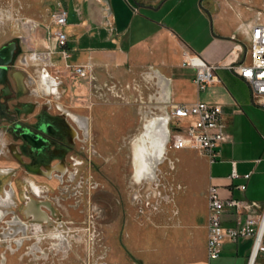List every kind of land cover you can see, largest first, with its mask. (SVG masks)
<instances>
[{"label": "crops", "instance_id": "crops-1", "mask_svg": "<svg viewBox=\"0 0 264 264\" xmlns=\"http://www.w3.org/2000/svg\"><path fill=\"white\" fill-rule=\"evenodd\" d=\"M148 1L149 6H141L133 0L118 1L115 11L110 0H96L93 4L89 1L75 4L68 0L65 6L67 24L63 28L71 54L68 61L90 64L93 77L71 73L58 53L52 56L53 65L48 67L52 76L48 85L42 83L44 78L39 77L36 64L30 62L24 69L36 93L39 90L35 84L39 82L43 90L57 96V99L51 97L53 100L63 107L80 109L90 121L94 119V107L97 108L96 119L101 118L102 105L96 106L93 101L89 105L83 104L75 96L73 99H69V95L58 96L66 92L62 86L68 77L76 78L74 90L81 99L89 95L99 98L96 93L101 92L103 86L110 89L108 82L118 86L122 93L134 98L126 101L127 114H130V105L131 113L142 114V119L146 113V100L153 102L151 107L159 111L171 101L193 103L202 100L221 105L227 139L216 148L214 161L194 149H167L172 167L170 175L182 200L177 214L174 209L168 227L139 225L128 219L123 223L125 236L122 242L131 243L137 232L138 247L134 253L137 260L120 255L114 241L109 249L111 264H159L166 260L162 247V242L166 241L169 243L166 248L175 251V263L202 264L208 261L207 191L210 185L216 187L223 200L254 201L261 206L259 211L264 207V120H260L264 110L252 99L248 84L228 67L229 63L249 60L248 34L252 19L241 12L224 10L216 0ZM50 24L46 27H53L51 21ZM26 25L35 31L38 23L29 20ZM31 39L30 50H34L36 39ZM45 44L43 38L42 50ZM185 51L217 65L216 79L204 89L194 81L195 68L182 64ZM28 68L34 71V78ZM163 80L167 82L165 93L161 90ZM69 91H72L71 87ZM135 104L139 108L134 111ZM123 113V107L113 108L114 115ZM233 169L237 174L234 177L231 175ZM242 184H245L244 189L240 188ZM246 216L245 210L236 211L225 205L221 222L224 227H238L245 222ZM162 231L167 234L164 239ZM252 244V236L235 241L226 239L220 256L234 258V264H247ZM260 254L263 261H257V264H264V253Z\"/></svg>", "mask_w": 264, "mask_h": 264}, {"label": "rangeland", "instance_id": "rangeland-1", "mask_svg": "<svg viewBox=\"0 0 264 264\" xmlns=\"http://www.w3.org/2000/svg\"><path fill=\"white\" fill-rule=\"evenodd\" d=\"M73 1L75 4L88 1L93 4L96 0ZM118 1L123 0H110L115 11H117ZM216 3L219 6L221 4L224 10L241 12L248 19L253 20L259 16L261 20H264V0H216ZM59 4L67 7L68 0H0V44L7 40L21 38V51L15 58V65L24 68L20 64V59L31 54L32 37L36 39L34 42L36 49L42 50V39L46 36V26L51 25V13ZM28 20L38 23L35 31L26 25ZM209 24L212 27L211 21ZM69 45L72 46V44ZM28 71L33 77L34 71L30 68ZM74 81L76 78L71 80L68 77L62 86L66 92L58 96L69 95V99L75 96L78 101L82 100L83 104L89 105L90 101H93L96 106L102 105L99 120L96 119L97 108L94 107L92 114L94 119L90 121L91 124L85 131L84 138H88L89 150L90 148L92 150L93 145L90 144L93 143L104 157H93V155L88 157L91 163L82 171L87 177L84 180L86 183L78 189L79 197L73 195L71 190L67 193L63 192V188L59 186L55 178L33 177L35 182L39 183V185L32 183L35 191H41V187L49 191L48 198L55 206L53 222L43 223L40 240L36 238L35 228L33 229V224L30 222L28 235L19 243L6 242L4 234L9 233V226L7 221L6 223L5 221L0 222V264L5 262L4 255L7 256V264H111L112 256L109 251L111 241L118 246L120 255L129 256L136 261L134 253L138 247L137 232H134L135 236L131 243L122 242L125 236L123 223L129 219L139 225L157 224L168 227L174 209H176L175 214L178 213V205L182 200L178 195V189L174 188L175 184L170 175L171 164L168 159L161 165L157 184L142 181L136 175L141 166L137 152L139 144L137 135L143 123L153 120L150 118L151 112H159L157 108L151 107L153 102L146 100V107H143L146 113L142 119L140 116L142 114L131 113L130 105H128L130 114H127L126 101H133L134 98L122 93L118 86L108 82L110 89L107 90L103 86L101 92L96 93L99 98L89 95L81 99L79 93L74 90ZM32 87L34 88L33 85ZM35 87L44 97L57 99V96L43 90L39 82L35 84ZM137 106L136 104L133 106L134 111L139 108ZM115 107H123L122 116L117 117V114H113ZM76 112L83 111L76 109ZM260 120H264V115ZM166 195L170 197L168 201ZM15 216L25 221L30 220L23 217L19 210H16L13 217ZM55 225L65 230L72 242L67 252L60 239L51 238L53 232L56 231ZM161 234L162 238L167 236L165 231ZM11 244L14 245L13 249L9 247ZM35 244L39 246V251L33 252L32 247ZM168 244L166 241L162 242L163 257L166 260L159 264H178L174 262L175 251L166 248ZM178 256H180V251ZM226 257L224 260L223 256H220L216 260H210L209 263L234 264V258ZM257 261H263L262 254H259Z\"/></svg>", "mask_w": 264, "mask_h": 264}, {"label": "flooded vegetation", "instance_id": "flooded-vegetation-1", "mask_svg": "<svg viewBox=\"0 0 264 264\" xmlns=\"http://www.w3.org/2000/svg\"><path fill=\"white\" fill-rule=\"evenodd\" d=\"M133 1L141 6L150 4L148 0ZM3 47L7 51L2 59L8 63L0 81V209L4 211L0 222L6 223L16 210L26 217L24 211L29 199L39 202L49 199L48 189L40 186L41 191L37 193L32 188L33 177L56 178L63 192L71 190L79 197L78 189L83 187L87 177L82 171L91 163L88 157L104 156L93 143L89 150L88 138H84L86 130L79 127L74 117L81 113L36 93L27 70L14 64L21 51L20 39L7 40L0 44V49ZM49 169L50 176L46 174ZM7 192H10L9 196ZM43 208L47 210L45 206ZM48 212L52 219L54 211Z\"/></svg>", "mask_w": 264, "mask_h": 264}, {"label": "built area", "instance_id": "built-area-1", "mask_svg": "<svg viewBox=\"0 0 264 264\" xmlns=\"http://www.w3.org/2000/svg\"><path fill=\"white\" fill-rule=\"evenodd\" d=\"M68 10L58 5L51 13L52 28L47 27L44 50L34 49L29 56H23L20 61L23 66L30 62L38 66V75L44 78L48 73V67L53 65V55L58 53L64 60V67L79 76L93 77L90 73V64H73L68 61L70 51L67 48V34L64 26L67 24ZM248 50L249 60H241L229 63L228 67L234 69L248 84L252 99L264 110V20L259 16L249 25ZM183 65L195 68L194 81L200 89H204L216 79V64L209 63L197 54L184 52ZM92 79V78H91ZM159 112L167 115L168 137L167 149L190 148L205 156L212 162L217 156L218 145L227 139L223 123V109L221 105L206 101L193 103H177L171 101L165 103ZM231 175L236 176L235 169ZM241 189L245 184L240 185ZM208 199V233H207V259H215L220 256L223 242L228 239L235 241L240 237H253L252 249L248 263L257 264L258 255L264 253V207L254 201H242L236 199H221L216 187L210 185L207 191ZM230 205L236 211H246V220L238 227H224L221 222V214L224 206ZM204 262L202 264H209Z\"/></svg>", "mask_w": 264, "mask_h": 264}, {"label": "bare ground", "instance_id": "bare-ground-1", "mask_svg": "<svg viewBox=\"0 0 264 264\" xmlns=\"http://www.w3.org/2000/svg\"><path fill=\"white\" fill-rule=\"evenodd\" d=\"M26 23H29V20ZM51 77L52 76L50 73L47 74L44 77L42 83L48 85L49 82L50 83L52 82ZM166 86H167V82L163 80L161 84V90L164 93L166 92ZM151 113L152 114L150 115V118L153 120L143 123L142 129L137 135L139 138L137 152L139 153L140 156L139 158L141 160V166L137 171L136 175L142 181L152 182V184L155 185L159 180L161 165L166 162V159H168V157L165 155L166 154L165 149H166V143L168 137V125H167L168 117L163 112H151ZM74 117H75V121L78 123L81 129L87 130L89 128L90 120L88 116H84L81 114H74ZM55 168H58L61 171L64 170V168L60 166H56ZM50 171L51 170L49 169V171L46 173L48 176H50ZM56 176L58 178H61L60 174L58 173L56 174ZM39 192L40 191H37V193ZM9 195L10 192H7V196ZM38 195L40 196V194ZM166 198L167 201L168 199H170L168 195H166ZM2 203L4 204L5 200H3ZM43 206H45L47 210H45ZM48 210L52 212L54 211L55 213V206L51 200L41 199V201L39 202L33 198L29 199V201L26 204V209L24 213L26 218L29 219L31 218V219L25 221L23 218H20L19 216H15L10 220H7V224L9 226V233L4 234V238L6 239V242L15 241L19 243L20 241H22L23 238L28 235L27 230L29 228L30 222L33 224V229L35 228L36 238L40 240L41 239L40 230L41 227L44 225L43 222L46 221L47 223H52L54 219V218L51 219ZM3 214L4 211L0 209V218L2 217ZM263 225H264V218H263ZM54 228L56 231L53 232V236L51 238L60 239L61 242H63L65 245L64 246L65 252H67V249L70 248V244H72V242H70V239L65 233V230L59 229L57 225H55ZM13 246L14 245L11 244V246L9 247L13 249ZM32 250L33 252L36 250L39 251V246L35 244L32 247ZM101 257L104 258V256ZM3 258L5 259V262H1V264H7V256L4 255ZM250 264H252V260Z\"/></svg>", "mask_w": 264, "mask_h": 264}, {"label": "water", "instance_id": "water-1", "mask_svg": "<svg viewBox=\"0 0 264 264\" xmlns=\"http://www.w3.org/2000/svg\"><path fill=\"white\" fill-rule=\"evenodd\" d=\"M7 48L3 47L0 49V81L3 79L5 74V65L8 63L7 60L2 59L4 56H6Z\"/></svg>", "mask_w": 264, "mask_h": 264}]
</instances>
